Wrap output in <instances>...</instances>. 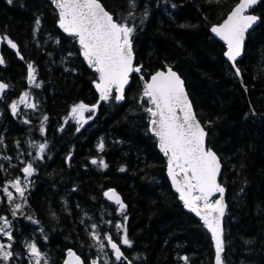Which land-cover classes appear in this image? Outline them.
Listing matches in <instances>:
<instances>
[{
    "label": "trees",
    "instance_id": "obj_1",
    "mask_svg": "<svg viewBox=\"0 0 264 264\" xmlns=\"http://www.w3.org/2000/svg\"><path fill=\"white\" fill-rule=\"evenodd\" d=\"M100 1L115 19L135 24L132 41L142 70L133 75L121 102L99 100L98 74L82 57L78 40L61 32L53 1L0 0V32L19 50L7 43L0 47V82L9 85L0 97V216L12 224L10 263L33 264L24 242H35L46 264H63L69 250L85 264L97 258L100 264H126L115 260L106 240L100 251L90 236L96 224L94 231L102 238L111 235L132 264H215L211 233L174 193L144 111L151 105L147 98L141 102L140 77L148 80L171 66L185 80L208 145L223 163V264H264V0L252 10L261 22L238 62L241 76L210 31L239 0H135L134 8L130 0ZM29 63L40 87L27 79ZM24 92L37 108L20 105L13 115L11 104ZM80 102L99 103L81 128L71 118V108ZM40 143L47 144L43 159L32 146ZM93 159H103L108 167L92 164ZM28 163L35 172L24 186L25 204L13 216L11 209L21 200L9 204L2 189L25 177ZM111 188L128 206L124 216L131 247L121 243L122 232L115 228L125 223L119 207L103 195Z\"/></svg>",
    "mask_w": 264,
    "mask_h": 264
},
{
    "label": "snow or ice",
    "instance_id": "obj_2",
    "mask_svg": "<svg viewBox=\"0 0 264 264\" xmlns=\"http://www.w3.org/2000/svg\"><path fill=\"white\" fill-rule=\"evenodd\" d=\"M11 3V0H9ZM58 10V26L64 33L76 38L82 49V55L88 65L98 73V82L95 84L99 92L100 101L115 100L121 102L125 99V88L129 84L132 73H141L142 65L135 64V56L132 45V35L135 31V24L129 23L127 18L114 19L99 0H53ZM258 3V0H239L238 4L228 14L227 18L219 26L211 28L227 45L225 55L235 66L238 57L241 56L244 46L245 34L249 28L256 23L258 17L250 14L248 10ZM130 8L135 7V0H130ZM129 18L134 12H129ZM36 31H39L40 20L35 21ZM3 40L12 48L18 50V46L10 38L3 37ZM23 59V56H20ZM0 64H4L0 56ZM27 79L30 84L40 87L36 79V69L29 63L27 65ZM237 74L240 69L236 68ZM143 81V76L140 77ZM9 85L0 82V97L5 94ZM115 92V95H113ZM147 98L150 107L144 109L149 114L150 131L158 138L160 151L167 157V173L172 185L180 194L184 205L199 216L204 226L211 233L215 247V264H223L222 253L224 252L222 218L225 215L226 204L224 203L225 188L219 183L218 178L221 171V162L214 151L206 145L207 133L192 109L191 101L188 98L181 77L168 67L166 71H157L144 81L141 102ZM36 109L37 105L30 102V93L24 92L18 101L11 104L13 115L19 113V106ZM99 103L89 106L83 102L71 108V118L83 127L88 119L85 113L95 112ZM47 116L43 121H47ZM29 123V121H24ZM67 123V120H65ZM44 131L43 126L40 129ZM79 131V128L77 129ZM3 141L0 140V144ZM39 153L38 159L44 158L47 148L46 143L33 144ZM104 148L103 141L99 149ZM70 159V157H69ZM92 164H98L107 168L103 159H93ZM2 167V166H0ZM121 168L120 171H124ZM26 177H31L35 172L32 163H28L22 169ZM9 187L25 199V187L22 181L17 178L9 182V186L2 190L7 196L9 204H13L16 197ZM218 198L213 200L214 196ZM109 200L119 206V212L125 223L115 224L124 246L131 247L132 242L128 238L127 217L124 216L127 206L115 189H109L103 193ZM23 207L21 203H14L11 209L15 216ZM31 219V217H28ZM0 235L6 236L9 241L13 240L12 224L6 216H0ZM83 222V221H82ZM111 224V221H108ZM93 231L90 236L99 245L100 251L104 250V241L110 246L116 261H132L121 251L120 245L113 240L111 235L101 237L96 231V224H92ZM42 231V229H41ZM46 239V237H45ZM27 252L33 264H42L46 257L35 242H24ZM12 244L0 243V264H6L14 257ZM66 264H83L81 258L73 251L67 253ZM187 262V257H182ZM91 264H100L99 258L91 261Z\"/></svg>",
    "mask_w": 264,
    "mask_h": 264
},
{
    "label": "water",
    "instance_id": "obj_3",
    "mask_svg": "<svg viewBox=\"0 0 264 264\" xmlns=\"http://www.w3.org/2000/svg\"><path fill=\"white\" fill-rule=\"evenodd\" d=\"M99 2L102 4V6L105 8V10L106 11H108L107 10V8L104 6V4L99 0ZM262 2V0H258V3L256 4V5H254L252 8H250L249 10H248V12L250 13V14H252V15H254V16H256V17H258V19H257V21H256V23H254L253 25H252V27L251 28H249L248 29V31L246 32V34H245V39H244V46H243V51H242V54H241V56L240 57H238L237 58V60H236V62H235V66H233V63L227 58V56L225 55V59L227 60V62L236 70V68H238V62L244 57V55H245V50H246V43H247V41H248V37H249V34L260 24V22H261V19H260V17L258 16V15H256L255 13H253V9L254 8H256V7H258L259 6V4ZM54 4V3H53ZM55 7V6H54ZM57 10V9H56ZM233 10V9H232ZM57 12H58V10H57ZM109 12V11H108ZM110 13V12H109ZM110 14H112V13H110ZM113 15V14H112ZM113 17H114V15H113ZM227 18V17H226ZM115 19V18H114ZM223 23V22H222ZM221 23V24H222ZM220 24H218V25H214V26H219ZM213 26V27H214ZM60 30H61V32L62 33H64L63 32V30L60 28ZM211 31V30H210ZM66 36H68V37H72V36H70V35H68L67 33H64ZM211 34L214 36V38L216 39V40H218L219 42H221L222 44H224L225 46H226V50H227V45H226V43L223 41V40H221L218 36H216L215 35V33H213V32H211ZM5 41L3 40V35H2V33L0 32V47L2 46V44L4 43ZM132 45H133V41H132ZM133 52H134V56H135V61H134V63L135 64H137V58H136V53H135V51H134V47H133ZM81 54H82V49H81ZM82 57H83V55H82ZM84 58V57H83ZM85 59V58H84ZM85 61H86V59H85ZM87 62V61H86ZM88 64V63H87ZM89 66V65H88ZM168 67H171V66H168ZM168 67H166L165 69H161V70H159V71H166L167 70V68ZM172 68V67H171ZM95 70V69H94ZM172 70L173 71H175L180 77H181V79L184 81V87H185V90H186V92H187V95H188V98H189V100L191 101V104H192V109H193V111H194V113H195V115H196V118L199 120V122H200V124L204 127V130L206 131V133H207V137H206V145H207V147L208 148H210L209 147V145H208V137H209V134H208V131H207V129L205 128V126L202 124V122L200 121V119H199V117L197 116V112H196V110H195V107H194V104H193V101H192V99H191V97H190V94H189V91H188V89H187V86H186V82H185V80L183 79V77L179 74V72H177L176 70H174L173 68H172ZM96 72V71H95ZM98 74V73H97ZM140 75L141 73H139V74H137V73H132V75H131V77H130V81H129V84L126 86V88H125V94H126V91H127V89L129 88V86H130V84H131V82H132V77H133V75ZM99 75V74H98ZM239 76H241V72H239ZM142 81V80H141ZM144 81H147V79L145 78V77H143V81H142V84L144 85ZM98 82V81H97ZM97 90V89H96ZM97 92H98V90H97ZM114 93V92H113ZM98 94H99V92H98ZM123 101H125V99L123 100ZM149 130H150V124H149ZM151 132V131H150ZM151 134L153 135V136H155L152 132H151ZM156 139H157V142H158V138L156 137ZM158 148H159V146H158ZM212 151H214L215 153H216V155L218 156V158H219V160H220V162H221V171H220V176H219V178H218V181H219V183L225 188V186L221 183V174H222V171H223V163H222V161H221V158H220V156L218 155V153L214 150V149H212V148H210ZM160 150V149H159ZM165 157V156H164ZM165 159H166V161H167V157H165ZM167 176H168V173H167ZM168 178H169V181H170V183H171V179H170V177L168 176ZM171 185H172V183H171ZM111 189H115L116 191H117V193L121 196V199L123 200V202H124V199H123V196L121 195V193L116 189V188H111ZM172 189H173V191H174V193L175 194H177L178 196H179V199H180V194L176 191V189H175V187L172 185ZM218 195L219 194H217V196H214L213 197V199L214 198H217L218 197ZM225 196H226V188H225V193H224V203L226 204V201H225ZM106 200L109 202V203H111V204H113V205H116L114 202H112V201H109L107 198H106ZM180 201L183 203V201L180 199ZM124 204L127 206V204L124 202ZM184 204V203H183ZM118 206V205H117ZM184 207H185V210L187 211V212H189V213H191V214H193L195 217H197L198 219H201L199 216H197L194 212H192L189 208H187L185 205H184ZM127 209H128V206H127V208H126V211H127ZM120 245V244H119ZM121 247V246H120ZM111 249V248H110ZM121 251L123 252V249L121 248ZM74 252V251H73ZM76 253V252H75ZM124 253V252H123ZM77 254V253H76ZM78 255V254H77ZM80 258H81V260L83 261V264H85V262H84V260H83V258L80 256V255H78ZM67 259H68V257L66 256V258H65V260H64V262H63V264H66V261H67Z\"/></svg>",
    "mask_w": 264,
    "mask_h": 264
},
{
    "label": "rangeland",
    "instance_id": "obj_4",
    "mask_svg": "<svg viewBox=\"0 0 264 264\" xmlns=\"http://www.w3.org/2000/svg\"><path fill=\"white\" fill-rule=\"evenodd\" d=\"M34 86V85H33ZM91 113V115H90V117H92L95 113H96V110H95V112H89V114ZM87 117H89L88 116V113H85V118H87ZM89 120L90 119H88V122H89ZM87 122V123H88ZM86 124V123H85ZM84 124V125H85ZM79 127H80V125H79ZM81 128V127H80ZM21 181H22V185L23 186H25L26 184H28V182H29V178L28 177H23L22 179H20ZM28 188V186L26 187V189ZM10 191V190H9ZM26 191V190H25ZM12 192V191H11ZM16 198H18L19 200H21V204H25V199L24 200H22L18 195H17V193H16ZM1 206H2V201H1V197H0V209H1ZM0 223H2V222H0ZM0 243H5V244H8V243H10L9 242V240L7 239V237L6 236H3V235H0Z\"/></svg>",
    "mask_w": 264,
    "mask_h": 264
}]
</instances>
